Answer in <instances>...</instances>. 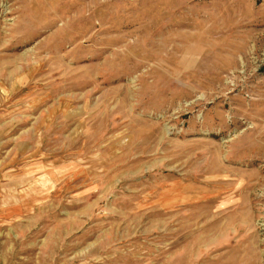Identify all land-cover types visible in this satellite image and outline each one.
Listing matches in <instances>:
<instances>
[{
    "label": "rangeland",
    "instance_id": "rangeland-1",
    "mask_svg": "<svg viewBox=\"0 0 264 264\" xmlns=\"http://www.w3.org/2000/svg\"><path fill=\"white\" fill-rule=\"evenodd\" d=\"M0 264H264V0H0Z\"/></svg>",
    "mask_w": 264,
    "mask_h": 264
}]
</instances>
